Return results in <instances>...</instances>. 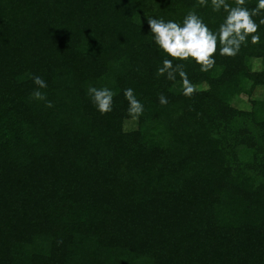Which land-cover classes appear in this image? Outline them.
<instances>
[{"label":"trees","instance_id":"trees-1","mask_svg":"<svg viewBox=\"0 0 264 264\" xmlns=\"http://www.w3.org/2000/svg\"><path fill=\"white\" fill-rule=\"evenodd\" d=\"M193 10L213 32L226 15L210 0H0V264H264V25L209 72L174 61L188 98L157 75L170 57L147 21ZM90 86L115 93L112 112Z\"/></svg>","mask_w":264,"mask_h":264},{"label":"clouds","instance_id":"clouds-1","mask_svg":"<svg viewBox=\"0 0 264 264\" xmlns=\"http://www.w3.org/2000/svg\"><path fill=\"white\" fill-rule=\"evenodd\" d=\"M198 4L201 7L209 6V0H198ZM210 6L213 12L223 11L226 14L216 32H213L194 10L185 15L182 24L174 20L165 22L163 18H149L147 21L155 45L170 57L162 61L157 75L166 76L169 81H175L178 76L182 84V94L188 98L196 94L198 86L188 78L185 64H174V61L191 60L200 67L201 72H209L215 66L217 50L221 56L234 58L242 46H247L249 37L252 45L260 43L259 28L264 25V17L259 22L253 17L264 12V0H258L256 7L252 9L246 7V0H234L233 4L228 0H210ZM33 83L37 88L31 93V97L46 101V94L39 90L47 87L46 81L40 76H34ZM87 91L100 114L105 115L113 111L115 93L112 90L90 86ZM123 94L128 102L129 116L134 120L139 119L144 111L143 104L137 100L133 89L128 88ZM158 99L161 105H167L169 102L163 94H160ZM45 106L51 108L53 104L47 101Z\"/></svg>","mask_w":264,"mask_h":264},{"label":"rangeland","instance_id":"rangeland-1","mask_svg":"<svg viewBox=\"0 0 264 264\" xmlns=\"http://www.w3.org/2000/svg\"><path fill=\"white\" fill-rule=\"evenodd\" d=\"M259 94H260V93H256V95H259ZM243 101L245 102V100H244V99H243ZM243 105H244V106H246V107H248V106H247V103H243ZM132 124H133V122H129V123H128V125H126V128H129V127H131V126H132Z\"/></svg>","mask_w":264,"mask_h":264}]
</instances>
